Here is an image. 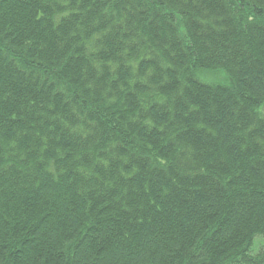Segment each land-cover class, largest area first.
<instances>
[{
  "label": "trees",
  "instance_id": "trees-1",
  "mask_svg": "<svg viewBox=\"0 0 264 264\" xmlns=\"http://www.w3.org/2000/svg\"><path fill=\"white\" fill-rule=\"evenodd\" d=\"M0 264H264V0H0Z\"/></svg>",
  "mask_w": 264,
  "mask_h": 264
}]
</instances>
